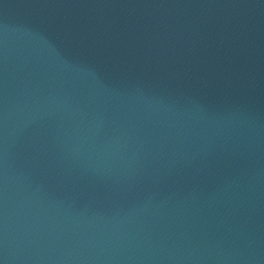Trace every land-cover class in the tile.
Here are the masks:
<instances>
[{
    "label": "water",
    "instance_id": "water-1",
    "mask_svg": "<svg viewBox=\"0 0 264 264\" xmlns=\"http://www.w3.org/2000/svg\"><path fill=\"white\" fill-rule=\"evenodd\" d=\"M0 264H264V0H0Z\"/></svg>",
    "mask_w": 264,
    "mask_h": 264
}]
</instances>
